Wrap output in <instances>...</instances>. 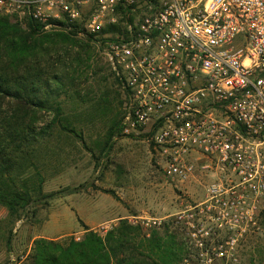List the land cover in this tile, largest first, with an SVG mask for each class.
<instances>
[{
	"label": "built area",
	"instance_id": "2783aa9c",
	"mask_svg": "<svg viewBox=\"0 0 264 264\" xmlns=\"http://www.w3.org/2000/svg\"><path fill=\"white\" fill-rule=\"evenodd\" d=\"M0 15L78 24L77 35L132 16L126 36L101 35L115 36L104 54L123 94L120 131L150 133L166 179L211 178L174 218L133 225H173L187 247L180 264L238 261L264 201V0H0Z\"/></svg>",
	"mask_w": 264,
	"mask_h": 264
},
{
	"label": "rangeland",
	"instance_id": "374dc122",
	"mask_svg": "<svg viewBox=\"0 0 264 264\" xmlns=\"http://www.w3.org/2000/svg\"><path fill=\"white\" fill-rule=\"evenodd\" d=\"M9 17L21 29H27L26 22ZM128 24L133 25V19L120 20L116 31L126 36ZM59 29L51 27L42 33ZM85 36L59 41L40 60L46 70L43 77H48L52 89L45 95V107L0 99V115L27 114L26 120L34 122L37 139L30 146L33 149L24 146L29 150L28 159L17 177L18 184L26 181L34 202L20 209L17 216H10L0 204V264L26 260L37 237L62 243L69 238L80 240L84 234L81 222L104 233L119 219L133 225V216L174 218L186 204L204 198L205 186L211 180L209 172L184 182L166 179L153 160L150 133L124 135L116 129L124 99L104 54V41L115 36L94 37L88 46L83 44ZM58 100L61 110L57 113L54 107ZM52 119L56 120L48 127ZM4 129L0 126V134ZM39 177L42 192H55L54 196L42 198L34 192ZM112 218L117 219L97 225ZM163 223L159 228H139L135 232L139 239L155 230L163 237L173 236L182 246L176 263L180 264L187 250L184 236L173 225ZM236 256L238 261L226 264H264V201L256 225L240 238Z\"/></svg>",
	"mask_w": 264,
	"mask_h": 264
},
{
	"label": "trees",
	"instance_id": "16d2710c",
	"mask_svg": "<svg viewBox=\"0 0 264 264\" xmlns=\"http://www.w3.org/2000/svg\"><path fill=\"white\" fill-rule=\"evenodd\" d=\"M132 19V16L127 18L129 22ZM57 22L60 26L58 31L42 33L43 25L38 21H27V29L23 30L11 17L0 15L1 100L10 98L38 109L46 106L48 97L45 95L52 89L48 77H43L46 70L40 60L46 58L50 49L59 41H71L77 36L78 24L64 30L69 25ZM115 30H118L117 25L102 29L98 35H86V42L83 44L88 46L87 42L94 37ZM56 79L57 77H53L52 80ZM54 108L57 113L61 110L59 100ZM6 116L0 115V126L5 127L0 134V204L7 209L10 216H17L20 209L34 202V195L26 181L18 184L17 177L23 161L28 159L29 150L24 146L33 149L30 146L37 139L33 129L34 122L26 120L27 114ZM55 120L52 119L47 126L51 127ZM63 128L70 132L74 130L66 126ZM116 129L121 130L120 119L116 123ZM40 182L41 177L34 191L39 197L51 198L56 194L43 193ZM108 192L118 199L114 191ZM81 224L84 234L80 240L69 238L62 243L37 237L32 241L26 260L18 264H176L181 258L182 246L173 236L166 234L163 237L155 230L148 237L139 239L135 232L139 227H133L127 219H119L104 233H99L83 222Z\"/></svg>",
	"mask_w": 264,
	"mask_h": 264
},
{
	"label": "crops",
	"instance_id": "0c3cea01",
	"mask_svg": "<svg viewBox=\"0 0 264 264\" xmlns=\"http://www.w3.org/2000/svg\"><path fill=\"white\" fill-rule=\"evenodd\" d=\"M115 219H117V218H112V219H110V220H108V221H102V222H99L97 225H101V224L106 223V222H112V221H114ZM84 224L87 225V226H91L90 224H88V223H86V222H84ZM91 227H92V226H91Z\"/></svg>",
	"mask_w": 264,
	"mask_h": 264
}]
</instances>
